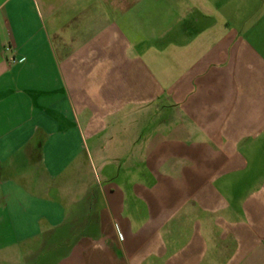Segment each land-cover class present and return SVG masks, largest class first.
I'll return each mask as SVG.
<instances>
[{
	"label": "crops",
	"instance_id": "1",
	"mask_svg": "<svg viewBox=\"0 0 264 264\" xmlns=\"http://www.w3.org/2000/svg\"><path fill=\"white\" fill-rule=\"evenodd\" d=\"M259 4L0 0V264H264Z\"/></svg>",
	"mask_w": 264,
	"mask_h": 264
},
{
	"label": "rangeland",
	"instance_id": "2",
	"mask_svg": "<svg viewBox=\"0 0 264 264\" xmlns=\"http://www.w3.org/2000/svg\"><path fill=\"white\" fill-rule=\"evenodd\" d=\"M259 6H260V4L257 5V7H259ZM246 14H248V15L253 14V16H255L254 18H257V16H260V18H261L263 16L261 18V21H260L261 27L259 28V33L261 34L262 38H264V8H263V6L262 5L260 6V10H255V7H254V9L247 10V11H245V17H246ZM251 15H249L248 17L252 18L253 16H251Z\"/></svg>",
	"mask_w": 264,
	"mask_h": 264
},
{
	"label": "built area",
	"instance_id": "3",
	"mask_svg": "<svg viewBox=\"0 0 264 264\" xmlns=\"http://www.w3.org/2000/svg\"><path fill=\"white\" fill-rule=\"evenodd\" d=\"M2 54L9 56L7 58L9 61H13L14 60L13 57L11 56V48H10V46H4L2 48Z\"/></svg>",
	"mask_w": 264,
	"mask_h": 264
}]
</instances>
